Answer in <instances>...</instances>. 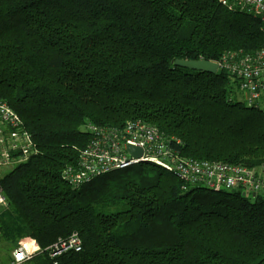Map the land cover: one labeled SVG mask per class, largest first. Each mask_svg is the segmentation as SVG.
Returning a JSON list of instances; mask_svg holds the SVG:
<instances>
[{"label": "trees", "instance_id": "1", "mask_svg": "<svg viewBox=\"0 0 264 264\" xmlns=\"http://www.w3.org/2000/svg\"><path fill=\"white\" fill-rule=\"evenodd\" d=\"M263 47L261 19L217 0H0V100L38 150L0 181V237L37 243L24 264H264L262 195L184 189L151 163L79 189L64 179L88 124L136 120L180 140L187 158L262 166L264 110L234 96L226 71L175 63ZM73 233L82 251L53 258Z\"/></svg>", "mask_w": 264, "mask_h": 264}, {"label": "built area", "instance_id": "2", "mask_svg": "<svg viewBox=\"0 0 264 264\" xmlns=\"http://www.w3.org/2000/svg\"><path fill=\"white\" fill-rule=\"evenodd\" d=\"M231 10L253 14L261 19L264 31V0H217ZM215 63L234 77L242 101L249 108L264 110V47L253 52H231ZM10 105L0 100V181L16 167L28 162L38 153L31 134L20 116ZM89 143L82 151L76 167L64 172V179L79 189L104 175L144 163L156 164L172 172L183 188L199 187L207 190H226L243 195L264 196V164L258 168L202 161L183 156L180 140L169 137L156 126L143 121H129L123 127L87 125ZM142 149L140 157L133 156L129 147ZM0 183V210L8 207V199ZM78 233L60 240L49 250L57 258L68 252H81ZM43 250L36 242L25 239L13 251L11 264H24ZM24 254L18 261L16 254Z\"/></svg>", "mask_w": 264, "mask_h": 264}, {"label": "water", "instance_id": "3", "mask_svg": "<svg viewBox=\"0 0 264 264\" xmlns=\"http://www.w3.org/2000/svg\"><path fill=\"white\" fill-rule=\"evenodd\" d=\"M176 67L186 68L193 71L207 72L210 74H217L219 72V66L212 61H187L178 60L175 63ZM130 153L135 157H140L143 154L142 149L134 146L129 147Z\"/></svg>", "mask_w": 264, "mask_h": 264}, {"label": "rangeland", "instance_id": "4", "mask_svg": "<svg viewBox=\"0 0 264 264\" xmlns=\"http://www.w3.org/2000/svg\"><path fill=\"white\" fill-rule=\"evenodd\" d=\"M235 94L234 96L239 100H242V95L239 91V88L237 84H235ZM1 236V235H0ZM25 239L20 240V242L24 241ZM18 243V245L20 244ZM14 246L11 244L7 243L3 237H0V264H10L11 261L13 260V251H14Z\"/></svg>", "mask_w": 264, "mask_h": 264}, {"label": "clouds", "instance_id": "5", "mask_svg": "<svg viewBox=\"0 0 264 264\" xmlns=\"http://www.w3.org/2000/svg\"><path fill=\"white\" fill-rule=\"evenodd\" d=\"M16 259H17L18 261L23 260V259H24V254H22V253H17V254H16Z\"/></svg>", "mask_w": 264, "mask_h": 264}]
</instances>
